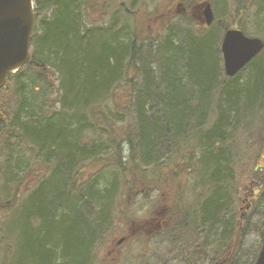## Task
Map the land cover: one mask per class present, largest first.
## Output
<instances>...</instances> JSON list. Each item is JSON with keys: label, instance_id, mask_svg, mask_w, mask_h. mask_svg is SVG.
Returning a JSON list of instances; mask_svg holds the SVG:
<instances>
[{"label": "trees", "instance_id": "obj_1", "mask_svg": "<svg viewBox=\"0 0 264 264\" xmlns=\"http://www.w3.org/2000/svg\"><path fill=\"white\" fill-rule=\"evenodd\" d=\"M127 1L34 0L30 62L0 99V264H96L129 224L123 199L173 184L182 202L195 173L194 203L166 231L184 264H232L249 213L264 209V51L233 78L221 53L226 30L264 25L262 8L250 13L259 0H209L210 27L180 14L155 37L136 6L154 0Z\"/></svg>", "mask_w": 264, "mask_h": 264}, {"label": "rangeland", "instance_id": "obj_2", "mask_svg": "<svg viewBox=\"0 0 264 264\" xmlns=\"http://www.w3.org/2000/svg\"><path fill=\"white\" fill-rule=\"evenodd\" d=\"M204 1L209 0H154V1H143L141 3L137 2V8H141L139 13L143 15L144 20V28L147 33L150 34L151 37L157 36L158 33L162 32L163 25L166 23L165 19L172 20L176 17L180 16V14H186L189 15L192 11V8L196 5H199L203 3ZM256 1V0H255ZM120 1H116L113 6H117L120 4ZM133 3V0H129L126 2V7L130 10L134 11V8L131 7V4ZM182 5L183 7L182 12H176L178 9V5ZM192 4V6H191ZM154 7L159 8V12L157 16L148 17L147 13L149 10H154ZM192 7V8H191ZM135 8V9H137ZM262 8L264 10V0H259L258 4L254 5V7L250 10L251 14H254L256 9ZM194 11V10H193ZM192 11V12H193ZM118 18L122 19L124 21L123 17V11L118 10L117 13ZM120 15V16H119ZM193 16V13H191ZM196 18V17H195ZM128 22L132 23V19H130ZM245 26V33L249 37H259L264 40V25H258V23L252 19L247 22H244ZM261 70H263V65L260 63L258 65ZM27 72V71H24ZM260 75V74H259ZM264 77V75H261ZM248 77V85H254L255 82L252 77V82H250L249 74H247ZM244 75L240 76V81L244 79ZM260 79V78H258ZM256 78V80H258ZM44 80V78H41V81ZM219 80V79H218ZM218 80H214V84L211 87H216L218 84ZM250 82V83H249ZM15 84V83H14ZM39 84V83H38ZM15 85H13L14 87ZM13 89V88H12ZM58 89V88H56ZM231 95H232V91ZM5 96V92H0V99H2ZM58 96V90L55 91V93L52 95L51 99H56ZM256 138V135L255 137ZM199 153V152H198ZM28 157V156H27ZM264 167V156H260V158L255 163V167ZM262 173H264V168H262ZM164 174H167L164 172ZM194 174L189 180L186 185V187L183 186L182 192H184V189H187V192L183 196V201L186 205H191L194 203L193 199L195 200V197L193 194L197 193V190L194 189V185L196 180L198 181L200 179L199 175ZM202 178H205L206 176L203 175ZM152 184H147L144 187L145 191H149L148 196L151 197L149 201H146L141 196H139L136 200L131 201V207L127 210V221L128 219H135V225L145 221L146 219H149L150 212L154 211L156 209V206L161 205V202L166 201V203L171 207H175L177 205L178 199H179V191L173 184H166L165 186L159 185L160 189L155 191V188L151 186ZM201 190L199 189V193ZM191 193V195H190ZM191 196V198H189ZM187 200V201H186ZM123 210L125 211L127 206V199L122 200ZM252 203V202H251ZM247 203L243 205L245 209L248 211L250 210L246 208ZM160 210V208H158ZM240 210V209H239ZM252 215L250 218L249 226H247L246 233L237 239L238 248L235 252V258L232 261V264H251V261L253 259V254L255 252H258L260 247L263 244L264 240V209L260 205L255 206V208L252 209L251 213ZM251 224V225H250ZM248 225V224H247ZM129 226V225H127ZM126 225L118 224L114 232L109 239V241L102 246V248L98 251L97 254V262L96 264H143L141 257L144 255L140 252L141 249L136 248L137 245H132L131 243L125 242L121 246H119V252L115 253L112 251V245H116L117 242L122 238L126 237L129 234V231L127 229ZM160 242L154 241L153 244H151V247L146 254L148 255L147 261L151 264H160L161 261L164 259H174L172 264H184V262L181 260H175L176 257V250L174 247L168 243L161 244L162 238L159 239ZM130 251V257L129 258H121L123 255H128ZM121 252V255H119ZM172 252V254H171ZM120 256V258H119ZM174 256V258H173Z\"/></svg>", "mask_w": 264, "mask_h": 264}, {"label": "water", "instance_id": "obj_3", "mask_svg": "<svg viewBox=\"0 0 264 264\" xmlns=\"http://www.w3.org/2000/svg\"><path fill=\"white\" fill-rule=\"evenodd\" d=\"M193 14L206 27L215 21L208 1L195 8ZM35 29L33 0H0V90L6 86L9 74L30 62ZM263 51L262 39L249 37L237 28L226 30L221 43L225 74L235 77ZM255 264H264V241Z\"/></svg>", "mask_w": 264, "mask_h": 264}, {"label": "flooded vegetation", "instance_id": "obj_4", "mask_svg": "<svg viewBox=\"0 0 264 264\" xmlns=\"http://www.w3.org/2000/svg\"><path fill=\"white\" fill-rule=\"evenodd\" d=\"M178 12H182L183 11V7H178L177 9ZM253 192L251 194V196H253ZM177 205L173 208H171L166 201L164 200V202H161V205L156 206V209L154 211H151L150 217L149 219H146L143 222H140L138 224L135 225L134 221L135 219H128V225L127 229L129 231L128 236L126 237H122L116 245H112L113 247L111 248L112 251H114L115 253L119 252V246H121L123 243L128 242L131 243L132 245H137L136 248L141 249L140 252L143 253L144 255L141 257L142 261L146 262L148 255L146 254V252L149 251L151 244H153L154 241L160 242V238H162V242L161 244L164 243H171V239L167 237V230H170L173 228V223L176 217H178L179 215V210H177L178 206L185 204L184 201H176ZM244 203H247V206H250L249 203V197L245 196V201ZM127 206H126V212L127 209H129V205L131 204V201L128 200L127 201ZM189 207H192L190 205H187ZM160 208V210L158 209ZM186 211H188L190 214L191 210L186 208ZM181 212V211H180ZM183 212V211H182ZM184 213V212H183ZM176 214V215H175ZM175 215V216H174ZM127 219V217H121V219ZM125 225V224H124ZM170 239V240H169ZM172 245V244H171ZM173 246V245H172ZM172 254V252H171ZM177 254V253H176ZM121 255V252L120 254ZM130 257V251L128 253V255H123L121 258H129ZM120 258V256H119ZM174 258V257H173ZM174 259H164L163 261L160 262V264H172ZM175 260H178L177 255L175 257ZM210 258L209 256H207V260L205 262V264H209L210 263ZM148 262V261H147ZM163 262V263H162ZM151 264V262H150Z\"/></svg>", "mask_w": 264, "mask_h": 264}, {"label": "bare ground", "instance_id": "obj_5", "mask_svg": "<svg viewBox=\"0 0 264 264\" xmlns=\"http://www.w3.org/2000/svg\"><path fill=\"white\" fill-rule=\"evenodd\" d=\"M34 11H35V6H34ZM60 85H61V83H60ZM54 86L56 87V88H58L59 87V82H57V81H55V83H54ZM55 108V107H54ZM56 108H59V105H57L56 106ZM1 129H3V127H1V122H0V130ZM12 143H13V145L14 146H16V147H14L16 150H18L19 148H21V142H20V140H19V138L17 137V138H14L13 140H12ZM20 153H22V154H25L26 153V156H25V159H27V152H21L20 150H18V155L20 154ZM32 165H33V163H32ZM34 166V171L36 172V173H38V170H39V168L37 167V165H33ZM37 184V180H36V178H33V179H31L29 182H28V185H29V189H30V193H32V190H33V188H34V186ZM29 193V194H30ZM72 199H74V198H72Z\"/></svg>", "mask_w": 264, "mask_h": 264}]
</instances>
